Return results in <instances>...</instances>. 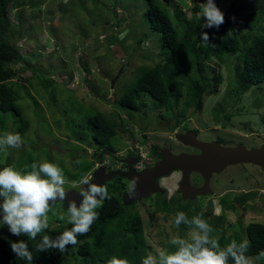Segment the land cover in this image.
<instances>
[{
  "label": "rangeland",
  "instance_id": "374dc122",
  "mask_svg": "<svg viewBox=\"0 0 264 264\" xmlns=\"http://www.w3.org/2000/svg\"><path fill=\"white\" fill-rule=\"evenodd\" d=\"M174 1L170 4L173 12L180 8L187 11V7H180L179 0ZM225 5L220 2L218 7ZM261 5L264 0L259 1V7ZM145 7L144 0H28L19 15L9 18L10 29L3 38L18 49L22 58L13 63L19 72L7 83L17 94L16 104L29 127L24 132L18 131L19 118L13 112L0 111V133L18 132L23 140L19 149L10 148L6 153L0 151V168L12 166L30 171L33 162L46 158L62 169L66 178L64 188H72V182H78L81 176L90 177L97 166L95 161L100 158L92 155L93 150L87 143L77 140L83 132L91 133L87 120L96 112L112 123L129 122V126L124 124L122 128L135 137L143 135L141 128L147 125L149 132L145 133L148 138L159 148L169 147L172 152L181 147L173 133L182 126L199 129L202 138L222 135L226 145L244 142L254 148L264 143V88L256 85L246 91H237L229 71L233 65L220 66L215 59L208 64L217 67L220 77L218 92L205 96L201 110L189 106L184 112L185 117L180 119V126L175 124L173 129H165L176 117H169V114L167 117L163 109L162 112L154 107L148 95L142 97L146 107L136 112L132 119L125 112L116 111L114 105L119 106L124 87L133 85L139 67L158 62L164 66L165 63L157 35L141 17ZM137 38L142 39L141 43H137ZM206 72L211 77L212 67ZM229 81L232 82L229 84ZM104 100L112 103L109 105ZM214 108L219 109L215 112L217 116L213 113ZM161 117L166 120L160 119L158 125L155 124ZM117 129L120 131L111 139V146L116 145L115 150L121 151L122 155L132 153L129 148L131 134L122 131L121 124ZM108 158L111 163L116 162L112 156ZM180 179L181 173L175 171L163 181V186L168 189L165 200L169 204L179 208L176 200L180 199L182 205L192 204L207 212L210 220L212 215L223 216L227 235L234 232L233 224L246 226L251 220L264 224L262 169L245 164L230 166L215 174L214 179L219 184L218 188L212 185L213 196L205 195L192 201L182 200L177 192ZM112 181L107 189L115 194L114 185L121 180ZM200 181L199 175L190 178L191 183ZM231 190L248 192L250 196L246 199L244 194L238 204L232 195L234 203L231 206L230 195L225 196L226 207H234L225 211L216 194ZM158 198L159 194H155L129 206L123 205L125 213L134 208L133 211L141 216L145 240L151 246L149 252L154 255L157 250L169 251L171 237L185 235H180L173 223L176 213L155 211L161 206ZM50 207L48 229L67 224L66 220L59 219V214L67 213L64 204L57 202ZM191 213L197 214L195 210ZM21 236L23 234L14 236L10 233L9 238L13 241ZM249 259L251 264H264V257L254 255Z\"/></svg>",
  "mask_w": 264,
  "mask_h": 264
},
{
  "label": "trees",
  "instance_id": "16d2710c",
  "mask_svg": "<svg viewBox=\"0 0 264 264\" xmlns=\"http://www.w3.org/2000/svg\"><path fill=\"white\" fill-rule=\"evenodd\" d=\"M11 1L18 4L23 0H0V111L13 112L20 120L18 131L24 132L29 123L16 104L18 96L14 88L7 83L19 72L13 63L22 58L18 49L3 38L10 29L8 27ZM144 1L146 7L142 10L141 17L148 24V28L157 35L165 63L164 66L158 62L139 67L133 85L124 87L118 100L119 106L114 105L116 111L125 112L132 119L136 112L146 107L142 97L148 95L154 107L163 109L167 117L168 114L169 117H176V122L180 123L189 106L201 110L205 96L218 92L220 77L216 72L217 67L208 64V61L213 59L220 66L233 65L229 71L232 72V81L237 91H246L253 85L264 88V5L259 7L261 0H215L217 6L220 2L226 4L220 7L225 16V23L219 29L201 28L204 20L198 19L197 14L206 0H179L180 7H187L185 12L181 8L175 12L171 10L170 4H174V0ZM201 31L209 34L210 40L215 43L214 47L203 45L200 40ZM137 39V43H141L142 39ZM209 67H212L211 77L206 72ZM232 81H229V84ZM262 97L264 99V95ZM214 111L219 109L214 108ZM137 116L139 117V114ZM87 126L91 133L83 132L77 140L93 148L95 158L100 154L99 149L107 145L113 149L110 142L117 132L115 123L96 112L87 120ZM156 147L154 146L153 150H156ZM84 153L87 152L84 150ZM115 192L117 194L108 192L111 199L104 200L102 207L96 210L98 219L90 231L78 236V243L69 245L64 253L57 249L39 251L37 246L43 235L55 238L65 229H70L72 225L68 223L44 230L35 240H30L25 234L20 239L13 240H23L27 243L32 253L31 261L20 260L15 256L10 247L12 240L9 238L8 227L0 226V264H107L113 255L126 258L129 264H140V258L151 250L145 240L141 216L133 211L134 208L125 213L120 190L115 188ZM167 195V191L159 194L158 201L161 206L155 211H183L189 219L193 216L191 210H195L197 214L203 213V218L215 229L212 235L219 239L222 247L231 239L238 242L247 239L250 241V247L246 255L260 257L259 253L264 250V224L254 221L246 226L233 224L234 232L227 235L223 216L212 215L213 219L210 220L207 212H202L192 204L182 205L180 199L176 200L179 204L177 208L165 200ZM227 195H230V206L234 203L232 195H235V202L243 198V194L238 192H230ZM223 199L220 198V207L225 211L228 208L233 210L234 207H226ZM178 229L181 235L187 232L188 226L181 224ZM168 250H172L170 245ZM229 264H233L231 259Z\"/></svg>",
  "mask_w": 264,
  "mask_h": 264
},
{
  "label": "clouds",
  "instance_id": "9594fccd",
  "mask_svg": "<svg viewBox=\"0 0 264 264\" xmlns=\"http://www.w3.org/2000/svg\"><path fill=\"white\" fill-rule=\"evenodd\" d=\"M27 1L28 0L26 1L23 0L18 4H16L14 1H11L9 3L10 14H11L10 18L19 15L21 9L23 8V6L26 5ZM197 18L198 19L203 18L204 20V23L201 24L202 29L203 28L219 29L220 26L225 23L224 13L217 6L215 0H206V2L202 4L201 10L197 14ZM200 40L202 41L204 46H213V47L215 46V43H213L210 40L209 34L205 31H201ZM104 101L110 105L109 103L111 102L110 100H104ZM215 112L218 111L213 110V113ZM160 119L163 121L166 120L163 117H161L157 120V122H155V124H157ZM216 121L219 120L216 119ZM115 124H116L117 132L120 131L119 129H117V126L121 124L122 131L131 134L130 143L132 145H129L130 146L129 148H132V153L127 152V154H131V155L133 154L138 157L139 161L133 165V168L136 171L145 169L144 164L146 163L149 164L150 162V158L148 154L149 148L153 149L154 146H157L155 148L156 150L154 151H156L159 154V160L161 159L160 151L162 149L166 148L170 150L169 147L159 148L157 144H155L148 138L147 134L145 133V131H148L147 130L148 127L145 124L143 125V128H141L143 129V135L139 136L140 134H137L138 137H135V135H133L132 132L122 128V125L124 124L129 126V122L122 120L119 124L117 122ZM175 124H178V126H180L181 121L180 123H177L175 120L173 123L167 124L168 126L164 128L171 129L172 127L173 129ZM223 125L226 126L227 122H223ZM190 132H195L196 139L201 142H214L222 146H228V147L244 146L247 149H257L262 145H264L263 143L262 145L254 148L247 146L246 143L244 142L239 143L237 145H226L225 143L226 139L223 138L222 135L219 136L217 135L216 137L209 136L210 138H204V137L202 138L200 137L199 129L191 128V127H183V126L180 130L173 133V136L177 142H180V144L182 145L188 146L186 144H183L180 140H178L176 138V135L186 134ZM203 139H209V140H203ZM22 144H23V140L18 132L4 131L3 133H0V151H4L6 153L7 150L10 148L19 149L22 146ZM112 147L114 150L109 145H107L106 147L99 149L98 151L101 153V151L105 149V151L106 150L109 151L110 154H113L116 157H122L121 151L115 150L116 145ZM91 149L93 150L92 155L94 156V149L93 148ZM194 149L198 150L197 148ZM172 153L176 155L180 153L199 154V150L198 153H190L186 151H180L177 153L172 152ZM143 156L148 158L147 162L144 161ZM105 157H107V160L103 161ZM119 159L120 158L114 159L117 163L112 162L113 163L112 164L111 160L108 158V156H106V152H105L104 154H101L98 160L95 161L97 165L96 168L103 167L106 170V172L117 171L119 168L118 166ZM158 161H156L155 163H157ZM155 163L149 165L153 166ZM242 164L252 165L262 169L260 166L254 164H246V163L229 165L226 168L230 166H239ZM140 165L141 167H139ZM226 168H224V170ZM30 169H31L30 171L26 169L20 170L12 166H5L3 168H0V198H2V200L0 201V211H2V219H0V226L6 225L8 227L9 232L14 236H20L21 234H25L29 237L30 240H35L38 234L44 232V230L48 229L49 227L48 214L50 211H52L50 205H52L56 201H67V213L59 214V219L61 221L66 220V222L72 225V227L70 229H65L59 235L55 236V238H52L49 235H43L41 237L39 245L37 246V249L39 251H48L51 249H57L61 253H64L69 245L74 246L78 243L77 241L78 236L85 235L90 231L93 223L98 219V212L96 210L102 207L104 200L111 199L108 193V189L105 186H101L97 183L92 182V180L90 179L92 177V174L90 175V177L87 175L81 176L78 182L77 181L72 182L73 189L80 188L81 185L84 186L83 188H81L79 192L81 200L78 205L75 200H70L68 198V193L64 188V185L66 183V178L63 174L62 169L57 164L53 162H49L46 158H41L40 162H33L30 165ZM262 170L264 171V169ZM175 171H179L182 176V172L178 169H175L169 175H167V177L170 176ZM221 172L213 173L210 177L209 188L211 189L212 193L207 194L209 197L215 194L212 185L218 188L217 185L219 184V181L214 179L215 174H219ZM193 174L201 176L199 173L192 172L190 174V178ZM164 178L166 177L163 176L159 178L158 183L160 180H164ZM203 180L204 179L201 176V181H202L201 185L203 184ZM178 184L179 181L176 185L177 192L180 194L182 198V195L179 192ZM190 184L192 185L194 183L190 182ZM160 187L163 189L162 193L156 192L151 194L149 197H152L155 194H163L168 190L166 187L163 186V184H161ZM230 192L235 193V191L231 190L216 195L219 198H224ZM238 193H242L243 195L245 194L246 199L248 195L250 196L248 192L239 191ZM127 194L129 195V197H134L136 195L135 179H133L127 185ZM203 196L205 197V195ZM182 200L192 201L183 198ZM239 202L240 201H238L237 203L239 204ZM53 214L55 215L56 213L53 212ZM251 221H255V220H251ZM173 223L176 228H179L181 224L187 225L188 230L185 233V235L183 237L179 235L171 237L170 240L168 241L169 245L172 248L171 251L157 250L155 255L152 252H149L145 256H142L140 258V264H229L230 259L233 262V264H251V260L246 255L250 247V241H248L247 239H243L238 242L236 239H231L229 243H227L225 246L222 247L219 242V239L212 235L215 229L203 218V213H198L196 215H193L189 219V217L186 215L185 212L179 211L175 214ZM225 239H227V237ZM10 247L12 252L15 254V256L20 260H27V261L32 260V253L29 251L28 245L25 241L23 240L10 241ZM259 256L264 257V250H262L259 253ZM107 264H129V261L126 258H121L117 255H113L107 261Z\"/></svg>",
  "mask_w": 264,
  "mask_h": 264
},
{
  "label": "water",
  "instance_id": "95a60500",
  "mask_svg": "<svg viewBox=\"0 0 264 264\" xmlns=\"http://www.w3.org/2000/svg\"><path fill=\"white\" fill-rule=\"evenodd\" d=\"M176 138L183 144L197 148L199 154L180 153L173 154L168 149L160 151L161 159L153 166L136 171L133 165L137 160L127 157L123 162L127 164V170H117L106 172L103 167H97L90 178L92 182L104 186L105 183L120 177L131 182L136 180V195L129 197L127 188L122 194V202L124 206H129L134 202L140 201L142 198L149 197L151 194L159 192L163 189L158 183V179L169 175L173 170L178 169L182 172L179 181V192L183 199L193 200L198 196L211 194L209 188V180L213 173L224 170L229 165L240 163L254 164L264 169V145L257 149H247L244 146L228 147L218 145L214 142H201L196 139L195 132L186 134H177ZM192 172L199 173L203 177L201 186H193L190 184V174ZM84 186L82 185L81 188ZM86 187V186H85ZM80 189H65L70 200H75L79 205L81 197ZM62 202L67 210V201ZM0 219H2V211H0Z\"/></svg>",
  "mask_w": 264,
  "mask_h": 264
},
{
  "label": "flooded vegetation",
  "instance_id": "af4514ba",
  "mask_svg": "<svg viewBox=\"0 0 264 264\" xmlns=\"http://www.w3.org/2000/svg\"><path fill=\"white\" fill-rule=\"evenodd\" d=\"M203 140H209V139H203ZM179 144H180V142H178ZM180 148H178L177 149V151H176V153L177 152H180V151H186V152H190V153H198V150H196V149H194V148H191V147H189V146H185V145H182V144H180ZM159 151V150H158ZM106 152V156H112L114 159H117V158H120L119 159V161H118V166H119V168H118V170H127V164H125L124 162H123V160H125L127 157H130V158H133V159H135V160H137V162L139 161V159H138V157L136 156V155H131V154H124V155H121L120 153V155L122 156V157H116V156H114L113 154H110L109 153V151H105V149H103L102 151H101V153L99 154V156H101V154H104ZM148 154H149V158H150V162H149V164H153V163H155L156 161H158L159 160V154L156 152V151H154L152 148H149V150H148ZM104 160H107V157H105V159H103V161ZM149 164H144V168H146V167H148V166H151V165H149ZM92 174V173H91ZM194 175V174H193ZM166 178H164V180H166L168 177L167 176H165ZM116 179H119V180H121L119 183H117V185L115 184L114 186H116V188H118L119 190H120V193H121V197H122V194H123V192H124V190L127 188V185L130 183L127 179H124V178H120V177H118V178H116ZM115 179V180H116ZM164 180H160L159 181V183H160V185L161 184H163V181ZM113 181H111V182H108V183H105V185H106V187L108 188V187H111V186H109L111 183H112ZM201 183H202V181H200L199 183H194V184H192L193 186H200L201 185ZM104 185V186H105ZM81 188V187H80ZM80 188H78V189H80ZM141 200H144V198H142ZM140 200V201H141ZM123 203V202H122Z\"/></svg>",
  "mask_w": 264,
  "mask_h": 264
},
{
  "label": "built area",
  "instance_id": "2783aa9c",
  "mask_svg": "<svg viewBox=\"0 0 264 264\" xmlns=\"http://www.w3.org/2000/svg\"><path fill=\"white\" fill-rule=\"evenodd\" d=\"M143 158H144V161H145V162L148 161V158H146L145 156H143ZM139 167H141V165H140Z\"/></svg>",
  "mask_w": 264,
  "mask_h": 264
},
{
  "label": "bare ground",
  "instance_id": "6f19581e",
  "mask_svg": "<svg viewBox=\"0 0 264 264\" xmlns=\"http://www.w3.org/2000/svg\"><path fill=\"white\" fill-rule=\"evenodd\" d=\"M147 198V197H146Z\"/></svg>",
  "mask_w": 264,
  "mask_h": 264
}]
</instances>
